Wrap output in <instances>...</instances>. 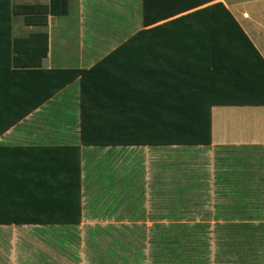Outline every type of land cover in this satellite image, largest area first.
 <instances>
[{"label":"crops","instance_id":"crops-1","mask_svg":"<svg viewBox=\"0 0 264 264\" xmlns=\"http://www.w3.org/2000/svg\"><path fill=\"white\" fill-rule=\"evenodd\" d=\"M68 2V15L49 16L45 26L28 25L24 16L12 17L10 32L0 25V182L9 192L35 189L42 203L58 205L81 169V223L0 225V264H158L159 258L170 264L173 223L186 229L202 223L201 229L208 221L211 232L217 223H242L263 243L264 106L212 107L209 146H87L81 142V78L47 96L56 81L45 71L101 64L86 98L88 124L156 125L162 111L163 125H170L175 68L209 61L210 47L220 44L209 37L210 16L199 12L222 3L264 58V7L233 0ZM36 34L48 36V54L41 68L29 71L26 62L38 57L28 53L27 39ZM189 77L186 70L183 79ZM34 171L35 185H29ZM206 178L212 181L207 198ZM96 206L104 207L101 214ZM131 211L139 216L131 218Z\"/></svg>","mask_w":264,"mask_h":264},{"label":"trees","instance_id":"trees-1","mask_svg":"<svg viewBox=\"0 0 264 264\" xmlns=\"http://www.w3.org/2000/svg\"><path fill=\"white\" fill-rule=\"evenodd\" d=\"M213 1L215 0H201L204 5ZM202 11L204 12L199 13L210 16L209 22L213 21L214 23L208 31L209 37L217 40L220 44L210 47L213 49L210 51L212 58L209 61L187 63L191 66L188 68H175L178 79L173 78L172 90L175 110H172L170 125H163L162 111L158 113L157 120L161 124L156 125L88 124V118L91 117H88L86 112V98L88 89L97 84V78L94 75L100 70L101 64L99 63L89 71H45V75H52L56 81V85L47 96H52L57 90H62L77 78H81L83 105L81 142L83 145L209 146L211 144L210 112L212 107L264 106L263 56L222 3H216ZM68 13V0H51L49 5H12L11 0H0V25H7L8 32H10L9 26L13 16H24L28 25L45 26L49 16L65 17ZM2 29L0 28V30ZM27 41L30 43L28 53L33 55L36 53L38 57L37 60L26 62L28 70L32 71L42 67V60L48 54V36L46 34L31 35ZM15 64L22 66L18 58ZM182 64L184 63L176 65ZM185 69L189 70L190 74L187 81L183 79ZM181 81L186 82V85H183ZM47 96H45V100H47ZM30 110L29 108V112ZM148 115L151 117L152 113L150 112ZM148 115H142V118ZM118 134L133 136L134 140H109L110 136ZM76 150L79 151V148ZM29 170L32 171V169ZM29 177H31L28 181L29 185H35V171L29 172ZM68 182L70 184H67L63 201L58 205H49L44 202L43 204L42 198L35 189H29L26 193L9 192L6 189L9 184L7 183L5 187L0 182V225L80 224L82 219L81 169H75L74 176ZM223 237H218L220 238L217 243L218 247L222 246L220 243L225 240ZM183 238L188 239V237L182 236L173 237L171 245L175 248L181 247L184 243ZM263 245L264 242L260 246ZM260 246L257 247L258 251H260ZM254 252L256 253V251ZM198 262L191 261L190 264H199Z\"/></svg>","mask_w":264,"mask_h":264},{"label":"rangeland","instance_id":"rangeland-1","mask_svg":"<svg viewBox=\"0 0 264 264\" xmlns=\"http://www.w3.org/2000/svg\"><path fill=\"white\" fill-rule=\"evenodd\" d=\"M233 1L237 2L238 6L243 8L264 7V0ZM28 2L38 3L40 0H28ZM234 161L240 166H246L247 162L246 159L240 158L234 159ZM205 176L207 177L206 172ZM209 181H211L210 178H206L204 180L205 188L203 190V196L205 198L210 195L208 191L211 190L209 186L212 181ZM134 196L129 198V200L135 198L136 201V197ZM96 202L100 203L101 199L97 198ZM111 203L114 204V201ZM109 208L110 211L114 212L115 205H110ZM95 210L98 214H101L104 207L96 206ZM134 211L138 212L136 208H134ZM138 216V213H133L132 211L130 212L131 218H136ZM200 224L195 225L193 228L191 227L186 229L184 223H173L171 232L172 235L167 239L166 243V261L170 258V264H190L191 261H199V264H264V256L257 250V247L260 246L261 243L258 240H255L256 232L252 230L249 231L248 225L227 221L221 224H215V229L211 232L208 231V227H206V224H210V222H204L200 227L201 229L198 228ZM189 232L194 233L190 234ZM219 235L224 236L223 239L225 238V240L221 241L220 244H222V246L220 247L217 246V243L219 242L218 239L221 238H217ZM181 236L188 237L187 240L183 238L184 243L181 247L175 248V246L171 245L173 237ZM137 240L140 242L144 241L143 239L136 238V241ZM168 240H170V243ZM195 251L198 253H195ZM254 251H256V253ZM158 261V264L163 263L160 258Z\"/></svg>","mask_w":264,"mask_h":264}]
</instances>
